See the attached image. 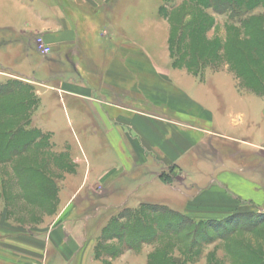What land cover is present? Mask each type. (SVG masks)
Segmentation results:
<instances>
[{"label": "crops", "instance_id": "1", "mask_svg": "<svg viewBox=\"0 0 264 264\" xmlns=\"http://www.w3.org/2000/svg\"><path fill=\"white\" fill-rule=\"evenodd\" d=\"M8 1L31 6L36 25L21 26L17 15L6 16L7 24L19 35L35 32L61 54L65 69L39 82L47 87L39 92L33 125L63 150L64 128L56 119L76 129L81 156L70 161L83 187L92 184L113 207L148 202L184 214L198 196L206 205L228 204L231 197L264 204L262 163L251 161L264 147V98L241 92L227 68L216 76L206 70L204 77L177 68L161 2L152 22L135 31L133 0H94L93 13L109 11L112 18L99 21L89 11L76 22L51 6L39 9L36 0ZM174 165L192 180L186 191L163 182L162 169ZM48 243H42L47 254ZM132 255L125 252L112 264H130ZM79 256L78 250L70 261Z\"/></svg>", "mask_w": 264, "mask_h": 264}, {"label": "rangeland", "instance_id": "2", "mask_svg": "<svg viewBox=\"0 0 264 264\" xmlns=\"http://www.w3.org/2000/svg\"><path fill=\"white\" fill-rule=\"evenodd\" d=\"M6 1L0 0V90L5 87L12 92L1 96L0 108H4L0 114L9 112L7 104L11 103L15 114L4 117V127L17 129V144L31 143L18 149L16 155L11 152L12 156L0 158V264H112L128 251L133 254L128 260L130 264H142L143 259L147 264H264V204L231 197L228 204L206 205L205 198L198 196L192 203L188 200L192 210L188 209L186 214L148 202L135 207H113L95 186L81 185L83 181L74 177L77 166L70 161L73 155L81 156L76 129L56 119L64 128L59 133V138L65 140L63 150L53 145L51 134L41 133L44 136L40 138L33 125L39 92L47 87L39 82L65 69L61 54H54L51 49L44 54L38 42L43 38L35 32L17 34L5 17L17 15L21 26L26 23L35 27V14L31 6L20 8ZM36 1L39 9L51 6L58 15L63 13L75 22L83 17V12L93 13L97 5L94 0ZM133 2L135 31L144 30L152 22L153 8L161 2L159 17L169 28L177 68L200 77L205 76L206 70L216 76L227 68L241 92L264 98L263 9L249 14V23L242 27L233 22L230 14H216L212 8L204 9L192 0ZM108 12L93 13L92 18L111 19ZM196 19L192 32L185 31L189 28L186 25ZM43 43L46 46L44 39ZM205 43L211 48L210 54L204 51ZM53 55L60 60H54ZM249 64L252 68H248ZM17 94L24 99L20 115ZM44 118L39 116V120ZM258 149L261 154L251 157V161L262 163L264 170V147ZM161 177L175 189L186 191L184 185L191 188L192 180L178 165L165 166ZM80 186L83 190L77 195ZM197 190V186L192 188L194 193ZM212 206L219 211L207 213L206 208ZM167 208L197 225L185 226L178 234L160 231V225L172 215L165 213ZM129 217L134 220L132 225ZM86 222L87 240L83 232ZM46 239L52 248L48 254L42 244ZM129 239L133 245L127 244ZM78 250L79 258L70 261Z\"/></svg>", "mask_w": 264, "mask_h": 264}, {"label": "trees", "instance_id": "3", "mask_svg": "<svg viewBox=\"0 0 264 264\" xmlns=\"http://www.w3.org/2000/svg\"><path fill=\"white\" fill-rule=\"evenodd\" d=\"M192 1H195L198 5L203 6L204 9L212 8L216 14H230L233 22H235V23L237 22V23L242 24L241 25L242 27H245L249 23L248 21H246V20L250 21V19L247 18V16L249 14L253 13L257 9H263L264 10V0H192ZM201 19H202V17H201ZM196 23H197V19L192 21V23L190 25L189 24L186 25L189 28L188 29L184 28V30L185 31L188 30V31L192 32V27ZM186 26H184V27H186ZM262 30L264 31V27L262 28ZM207 43L204 44V51H208V53L210 54L211 48H209V46H208L209 44L207 45ZM250 67H251V65L249 64L248 68H250ZM253 71H254V69L252 70V72ZM2 88H4V90H0V99H1V96L3 94L4 95H10V93L12 92L8 88H5V87H2ZM36 103L38 104L39 102L36 101ZM23 104H24L23 97L21 95L17 94V111L19 110V112H18L19 115L22 114L21 110H22ZM3 108H0V109H3ZM7 109H10V110H8L9 112L4 113L3 115L0 114V120H2V122L1 121L0 122L3 125V126H1V127H3L2 130H0V158H6L7 155L12 156V154L16 155L18 152L17 151L18 149H20V148L24 149L25 147L30 146V143H31V142H24L23 141L24 142L23 144H19V143L17 144V133H18L17 129L11 131V129L7 130V128L4 127V124H5L4 117L9 118L15 114V113L13 114L15 107H13L12 104L9 102L7 104ZM36 131L40 132V134L42 133L39 130H36ZM40 134H39L40 138L42 136H44L42 134L40 136ZM47 141L49 143V137L47 138L46 142ZM17 146H18V148H17ZM11 152H12V154H11ZM3 156H5V157H3ZM164 211H165V213H168V214L171 213L172 215L171 216L168 215V218H166V220L164 222L165 224H163V225L159 224L160 226H163L162 229L160 228V231L167 232V233L175 231L174 233L178 234L181 230L185 229V226L191 227L192 225H197L193 221L191 222L190 220H187L188 218L186 219L185 218L186 216L181 215V214L179 215V213H176V212H174L168 208L165 209ZM129 220H130L129 223L132 225L134 220L131 219V217H129ZM213 222H215V221H213ZM177 224H178V227H177ZM188 224H190V225H188ZM118 238L121 239L122 236L121 237L119 236ZM127 244L133 245V241H131L129 239L127 241ZM130 247H132V246H130ZM190 247H192V246H190Z\"/></svg>", "mask_w": 264, "mask_h": 264}, {"label": "built area", "instance_id": "4", "mask_svg": "<svg viewBox=\"0 0 264 264\" xmlns=\"http://www.w3.org/2000/svg\"><path fill=\"white\" fill-rule=\"evenodd\" d=\"M38 42H39V47H40V49L43 50V53L44 54H47V53H49L51 51L49 47H47V46L44 45L43 39H39Z\"/></svg>", "mask_w": 264, "mask_h": 264}]
</instances>
